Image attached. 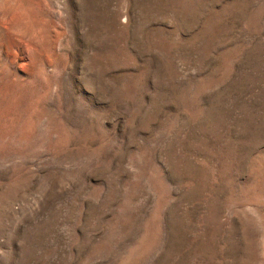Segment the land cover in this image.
<instances>
[{
  "label": "rangeland",
  "instance_id": "obj_1",
  "mask_svg": "<svg viewBox=\"0 0 264 264\" xmlns=\"http://www.w3.org/2000/svg\"><path fill=\"white\" fill-rule=\"evenodd\" d=\"M0 264H264V0H0Z\"/></svg>",
  "mask_w": 264,
  "mask_h": 264
}]
</instances>
